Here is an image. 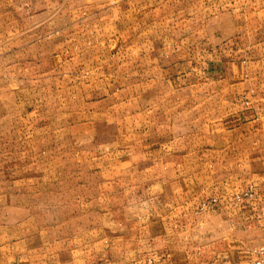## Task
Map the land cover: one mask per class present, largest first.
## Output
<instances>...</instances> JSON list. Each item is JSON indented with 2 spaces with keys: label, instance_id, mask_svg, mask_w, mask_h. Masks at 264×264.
<instances>
[{
  "label": "rangeland",
  "instance_id": "374dc122",
  "mask_svg": "<svg viewBox=\"0 0 264 264\" xmlns=\"http://www.w3.org/2000/svg\"><path fill=\"white\" fill-rule=\"evenodd\" d=\"M245 1L0 0V264L153 262L148 226L176 195L140 154L144 56L157 73L179 28L253 29Z\"/></svg>",
  "mask_w": 264,
  "mask_h": 264
},
{
  "label": "crops",
  "instance_id": "0c3cea01",
  "mask_svg": "<svg viewBox=\"0 0 264 264\" xmlns=\"http://www.w3.org/2000/svg\"><path fill=\"white\" fill-rule=\"evenodd\" d=\"M245 4L257 21L249 31L241 23L234 39L203 42L179 28L159 42L169 50H159L157 73L144 56L143 76L155 81L138 107L140 154L159 160V191L176 200L148 226L153 262L142 264H252L264 242V0Z\"/></svg>",
  "mask_w": 264,
  "mask_h": 264
},
{
  "label": "built area",
  "instance_id": "2783aa9c",
  "mask_svg": "<svg viewBox=\"0 0 264 264\" xmlns=\"http://www.w3.org/2000/svg\"><path fill=\"white\" fill-rule=\"evenodd\" d=\"M212 201L213 202H204L200 209L207 208L211 203H214L216 199H213ZM252 253L254 254L252 264H264V242L253 247Z\"/></svg>",
  "mask_w": 264,
  "mask_h": 264
}]
</instances>
